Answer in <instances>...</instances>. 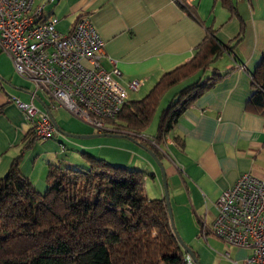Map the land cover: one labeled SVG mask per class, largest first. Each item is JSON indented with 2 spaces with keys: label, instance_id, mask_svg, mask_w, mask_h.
<instances>
[{
  "label": "crops",
  "instance_id": "crops-1",
  "mask_svg": "<svg viewBox=\"0 0 264 264\" xmlns=\"http://www.w3.org/2000/svg\"><path fill=\"white\" fill-rule=\"evenodd\" d=\"M45 1L37 0V4ZM183 3L192 14L181 7ZM231 5L225 7L221 0H55L45 10L48 16L59 19L57 29L63 34L70 33L82 15L90 17L105 42L102 65L109 70L119 68V81L124 87L132 81L143 82L138 92H129V101L144 99L166 73L190 63L208 36L230 47L206 70L165 93L156 113L158 125L167 108H162L163 99L170 91L187 83L168 105L199 80L215 73L223 76L183 113L164 145L148 142L162 158L172 210L182 234L187 236L186 224L196 235L200 228V237L206 243L202 242L204 247L195 252L200 264H244L250 256L249 250L230 246L211 234L202 235V228L214 221L219 197L242 174L264 177V116L249 105L254 93L253 76L264 54V0H231ZM2 78L7 84L0 86V178L22 156L20 172L34 184L39 170L36 163L28 169L30 151L24 150L31 126L14 100L31 103L35 84L27 80L33 90L10 75L3 74ZM140 93L144 96L135 99ZM34 103L50 111L58 132L63 129L41 92H37ZM149 166L153 178L159 180L155 164ZM148 181L149 176L145 191ZM159 192L157 198H165L163 190ZM204 248L211 255V263L201 252Z\"/></svg>",
  "mask_w": 264,
  "mask_h": 264
},
{
  "label": "trees",
  "instance_id": "trees-1",
  "mask_svg": "<svg viewBox=\"0 0 264 264\" xmlns=\"http://www.w3.org/2000/svg\"><path fill=\"white\" fill-rule=\"evenodd\" d=\"M221 1L232 7L231 0ZM180 5L191 13L187 5ZM229 49L208 36L190 63L166 73L144 99L125 105L115 133L150 147L161 160L143 134L162 97L181 81L206 70ZM222 78L215 73L182 90L163 111L154 145H164L183 113ZM253 89L249 105L264 116V54L253 76ZM35 142L31 129L24 150ZM84 155L89 168L50 164L49 186L43 194L21 174L22 156L0 178V264H188L191 249L181 244L165 198L150 199L145 191L149 175Z\"/></svg>",
  "mask_w": 264,
  "mask_h": 264
},
{
  "label": "built area",
  "instance_id": "built-area-1",
  "mask_svg": "<svg viewBox=\"0 0 264 264\" xmlns=\"http://www.w3.org/2000/svg\"><path fill=\"white\" fill-rule=\"evenodd\" d=\"M54 1L0 0V50L11 58L16 73L36 88L31 103H14L25 113L36 141H50L58 132L50 111L35 105L37 92L50 101L51 110L63 108L99 134H116L129 92H138L143 82L124 87L119 68L105 69V42L88 15H82L70 33H61L59 19L45 13ZM216 205L218 214L204 224L202 235L249 250L244 264H264V177L242 174ZM187 263L195 264L190 256Z\"/></svg>",
  "mask_w": 264,
  "mask_h": 264
},
{
  "label": "rangeland",
  "instance_id": "rangeland-1",
  "mask_svg": "<svg viewBox=\"0 0 264 264\" xmlns=\"http://www.w3.org/2000/svg\"><path fill=\"white\" fill-rule=\"evenodd\" d=\"M103 66L106 70H109L105 65ZM0 71L2 73L0 74V86L7 84L6 80L2 78V75L4 74L10 75L19 81L20 84L28 85L34 90L32 83L27 82V80L25 81V79H22V77L16 74L11 60L3 53H0ZM186 85L187 83L184 82L177 88L170 91L163 99L164 101L162 103V108L168 107V103L172 99L173 95L183 89ZM143 96L144 93H140L135 95L134 98L139 99ZM53 114L63 129L60 128L59 132L54 135L49 142L36 141L32 147L27 150L30 151L28 154V169L31 170L36 163V168L39 170V175H37L34 180V186L40 193L43 194L48 189L49 183L47 181V176L48 166L50 164L71 169L89 168V161L84 155L88 154L97 159H102L108 164L117 167L133 168L146 172L149 175L146 193L153 198L155 197L154 199H160L157 198L160 195L159 190H163L164 193L162 170L155 160H153V157L149 151L143 147L144 145H140L141 142H135L129 138L123 137L71 138L65 134L73 136H95L100 134L94 128L75 118L65 109H54ZM158 119L159 118L157 115L153 123L145 130V133L143 134L144 138L149 140V143H153L150 139L151 137L156 136L158 133ZM149 143H147V145H150ZM150 164H155V167L158 169L160 176L159 180L152 177L153 172L149 166ZM40 167H42V169L46 168L45 171H41ZM163 197H165V193L163 194ZM173 218L175 228L183 242L194 252L202 249V242L205 243V240L200 237V228L198 234L196 235L194 228H189V225L186 224L187 228L185 227V235L187 236H184V234L181 232L183 231L182 228H180L181 225L178 224L177 220L175 219L174 213ZM185 239L187 241L194 242L189 244ZM205 250L206 249L204 248L201 252L206 256L207 252ZM207 256L208 263H211V255L207 254Z\"/></svg>",
  "mask_w": 264,
  "mask_h": 264
},
{
  "label": "water",
  "instance_id": "water-1",
  "mask_svg": "<svg viewBox=\"0 0 264 264\" xmlns=\"http://www.w3.org/2000/svg\"><path fill=\"white\" fill-rule=\"evenodd\" d=\"M66 136L71 137V138L123 137V138H129L130 140L134 141L133 138L127 137L125 134L104 133V134L95 135V136H73V135L66 134ZM147 150L152 155L153 160H155V162L158 164V166L161 167L162 174H163V186H164L165 200H166V204H167V207L169 209V213H170V216L172 219V225H173L175 231L177 232V230L175 228L174 218H173V211H172V207H171L170 194H169V189H168V183H167L165 168H164L163 164L161 163L160 159L157 157V155L152 150H149V149H147ZM177 234H178V232H177ZM178 236H179V234H178ZM179 240L183 246L186 245L180 236H179ZM188 254L192 258L194 263L198 264L197 260L195 259L194 255H193V252L191 250L188 251Z\"/></svg>",
  "mask_w": 264,
  "mask_h": 264
}]
</instances>
